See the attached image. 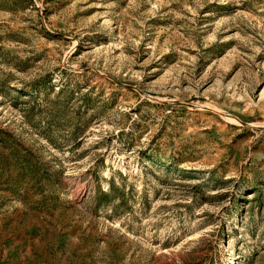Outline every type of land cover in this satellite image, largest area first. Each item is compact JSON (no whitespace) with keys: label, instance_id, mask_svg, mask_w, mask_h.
<instances>
[{"label":"rangeland","instance_id":"obj_1","mask_svg":"<svg viewBox=\"0 0 264 264\" xmlns=\"http://www.w3.org/2000/svg\"><path fill=\"white\" fill-rule=\"evenodd\" d=\"M0 264H264V0H0Z\"/></svg>","mask_w":264,"mask_h":264}]
</instances>
